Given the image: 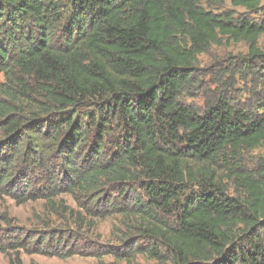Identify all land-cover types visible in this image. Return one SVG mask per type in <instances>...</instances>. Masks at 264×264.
Masks as SVG:
<instances>
[{"label":"trees","instance_id":"trees-1","mask_svg":"<svg viewBox=\"0 0 264 264\" xmlns=\"http://www.w3.org/2000/svg\"><path fill=\"white\" fill-rule=\"evenodd\" d=\"M263 34L264 0H0V208L59 221L3 237L9 264L83 254L112 214L120 259L264 264ZM231 42L246 52L186 104L198 57Z\"/></svg>","mask_w":264,"mask_h":264},{"label":"rangeland","instance_id":"rangeland-1","mask_svg":"<svg viewBox=\"0 0 264 264\" xmlns=\"http://www.w3.org/2000/svg\"><path fill=\"white\" fill-rule=\"evenodd\" d=\"M259 45L264 50V34L259 39ZM247 48L244 43L231 42L229 45L224 46H212L208 52L201 54L198 57V76L194 81L196 90L183 94L182 100L192 107H201L203 99L200 93L206 88L212 89L213 86H208V74L206 68L214 62H218L221 59H225L228 55L234 54H244ZM197 85V86H196ZM201 86V87H198ZM192 93V94H191ZM260 153L264 155V148L256 149L252 154ZM66 201L74 206L72 201L66 199ZM42 201H28L23 204H17L12 199L7 198L6 203L0 208V214L7 211L9 214L10 222L0 221V240L3 237H7L2 240L7 243L8 237H12L13 234L19 235L21 230L25 232L26 230L32 229H44L45 226H56L59 221L54 220V215L47 213L42 206ZM2 220V219H0ZM118 223V216L112 214L102 219H95L93 230L89 231L88 227L85 226L77 237H80L79 247L82 249L83 254H75L70 257L60 258L56 255H48L43 253H27L21 251L20 259L23 264H159L156 261L148 258L146 255L135 254L129 255L124 253L125 258L120 259L119 255L122 253L123 248H121V243L119 242V237L116 231V225ZM49 224V225H46ZM14 227L18 230L12 233ZM61 227H63L61 225ZM47 228V227H45ZM77 230V229H76ZM22 236V234H21ZM85 238V240H81ZM90 240V241H89ZM89 241V243H86ZM101 243V244H100ZM98 246V250H97ZM90 247L93 249H90ZM100 247V248H99ZM112 251L111 254H103L99 257L88 254L90 251ZM100 251V253H101ZM129 251V249L127 250ZM116 254H114V253ZM14 254L13 251L9 252ZM0 264H9V255L0 251Z\"/></svg>","mask_w":264,"mask_h":264}]
</instances>
